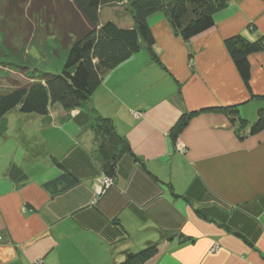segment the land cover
<instances>
[{
	"label": "crops",
	"instance_id": "1",
	"mask_svg": "<svg viewBox=\"0 0 264 264\" xmlns=\"http://www.w3.org/2000/svg\"><path fill=\"white\" fill-rule=\"evenodd\" d=\"M125 12L102 11L132 28ZM147 23L152 48L141 46L91 95L129 149L95 204L104 173L78 111L54 105L47 116L13 110L1 120L0 264H120L154 244L159 253L144 264H264V132L249 135L264 110V49L247 59L246 86L225 45L240 35L264 48V0H232L189 41L161 13ZM11 165L26 180H11Z\"/></svg>",
	"mask_w": 264,
	"mask_h": 264
},
{
	"label": "trees",
	"instance_id": "2",
	"mask_svg": "<svg viewBox=\"0 0 264 264\" xmlns=\"http://www.w3.org/2000/svg\"><path fill=\"white\" fill-rule=\"evenodd\" d=\"M22 1L35 16L40 12L38 9H44L50 3V0ZM64 1L60 14H63L67 21L59 26V31L63 38L62 45L68 51L62 72L54 75L41 74L35 70L28 77L30 81L0 94V122L13 110L20 114L47 116L52 106L59 105L65 111H78L75 122L90 124L95 133V139L98 141V161L104 173L101 178L113 180L108 188L110 189L115 184L117 163L121 155L129 149L127 143L116 134L111 120L95 114L91 108L92 92L114 68L137 54L141 46L152 48L154 39L147 23L152 14H163L174 34L184 41H189L212 29L214 15L227 8L232 0H127L130 2L127 12L133 23L132 28L120 27L115 22L101 17L104 8L116 6L123 0ZM16 5V0H7L9 12ZM57 18L56 14L54 22ZM225 45L241 80L248 86L250 68L247 59L264 49L261 40L250 42L238 35L226 40ZM220 110L229 111L232 115L236 113L235 109L231 108ZM187 118V115L183 116L171 130L173 141L177 140ZM261 132H264V110L250 126L249 135ZM57 166L61 167L59 164ZM7 175L13 181L26 180L23 171L15 165L8 168ZM96 202L93 199L92 204ZM158 253V245L154 244L136 254L128 255L120 264H144Z\"/></svg>",
	"mask_w": 264,
	"mask_h": 264
},
{
	"label": "rangeland",
	"instance_id": "3",
	"mask_svg": "<svg viewBox=\"0 0 264 264\" xmlns=\"http://www.w3.org/2000/svg\"><path fill=\"white\" fill-rule=\"evenodd\" d=\"M23 2L16 0L17 5L9 12L7 0H0V94L30 81L28 77L35 70L41 74H60L67 56L68 49L63 47L59 31V26L67 21L60 14L65 1L50 0L44 9H38L40 12L36 16L30 13V8L24 6ZM129 4L123 0L103 10V13L115 19V13L120 16L126 14ZM103 13L102 19L105 18ZM56 14L58 18L54 22ZM15 117L16 112L13 111L7 114L6 119L10 121Z\"/></svg>",
	"mask_w": 264,
	"mask_h": 264
},
{
	"label": "built area",
	"instance_id": "4",
	"mask_svg": "<svg viewBox=\"0 0 264 264\" xmlns=\"http://www.w3.org/2000/svg\"><path fill=\"white\" fill-rule=\"evenodd\" d=\"M134 115L136 118L141 117L140 113H135ZM176 150L179 154H184L186 149H184L180 144H176ZM112 182L113 180L109 178H101L96 181L94 202H96L99 197L112 185ZM216 251L217 248L214 247L213 252Z\"/></svg>",
	"mask_w": 264,
	"mask_h": 264
}]
</instances>
